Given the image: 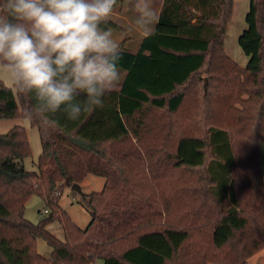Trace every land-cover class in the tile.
I'll list each match as a JSON object with an SVG mask.
<instances>
[{"label":"trees","instance_id":"trees-1","mask_svg":"<svg viewBox=\"0 0 264 264\" xmlns=\"http://www.w3.org/2000/svg\"><path fill=\"white\" fill-rule=\"evenodd\" d=\"M153 1L154 31L135 48L119 41L124 74L102 107L76 121L57 113L54 126L29 119L36 170L24 165L25 129L0 133V264H247L264 248V0H249L237 38L245 66L223 44L233 0ZM32 103L0 83V119L26 117ZM148 109L163 117L147 121ZM88 174L104 182L81 195L80 228L58 199ZM32 194L50 209L38 224L23 216ZM54 219L64 240L45 229Z\"/></svg>","mask_w":264,"mask_h":264},{"label":"clouds","instance_id":"clouds-1","mask_svg":"<svg viewBox=\"0 0 264 264\" xmlns=\"http://www.w3.org/2000/svg\"><path fill=\"white\" fill-rule=\"evenodd\" d=\"M117 0H0V83L28 95L26 118L54 126L103 106L120 80L121 48L108 23ZM131 31L150 36L151 0H133Z\"/></svg>","mask_w":264,"mask_h":264},{"label":"rangeland","instance_id":"rangeland-1","mask_svg":"<svg viewBox=\"0 0 264 264\" xmlns=\"http://www.w3.org/2000/svg\"><path fill=\"white\" fill-rule=\"evenodd\" d=\"M151 2L153 7L157 9V4L153 0H151ZM248 5L249 0H233L231 18L226 25L225 34L223 37V44L226 53L239 66H245L248 59V55L245 54V52L237 43L238 35L246 27L245 14L248 10ZM134 16L135 11L130 10L124 1L119 2L117 0L116 7L110 18V21L116 25V29H111L114 34V38L117 39L118 42L126 39V44L132 48L136 47V44L140 38L133 31H131ZM123 74L124 72L120 70V80L122 79ZM3 84L7 86V84ZM11 89L16 95V90L14 88ZM146 117L147 121L153 123L154 121L161 119L163 116L158 109H148L146 111ZM14 125L22 126L25 129L28 138L30 154L24 159L25 168L27 170H36L38 155L41 152V143L38 129L35 125H32L30 120L26 117L2 118L0 119V133L6 132ZM150 139L153 141L155 137L152 136ZM259 153L264 191V141L259 142ZM103 182V177L94 174H88L80 183L82 194L100 191L103 186ZM82 194L72 190L70 187H67L62 191L58 199V203L77 226L80 228H85L88 221L90 220V214L81 196ZM44 209H46L48 212L50 211L49 206L41 196L32 194L24 204L23 216L33 224H38V222L48 214L47 212L43 213ZM45 229L55 235L58 239L64 240V229L58 219L48 222L45 225ZM35 245L36 250L40 254L44 256L49 255L50 247L43 237H37ZM93 264H103V260L101 258H97ZM208 264L219 263L210 262Z\"/></svg>","mask_w":264,"mask_h":264},{"label":"crops","instance_id":"crops-1","mask_svg":"<svg viewBox=\"0 0 264 264\" xmlns=\"http://www.w3.org/2000/svg\"><path fill=\"white\" fill-rule=\"evenodd\" d=\"M247 264H264V248L251 255L247 259Z\"/></svg>","mask_w":264,"mask_h":264},{"label":"water","instance_id":"water-1","mask_svg":"<svg viewBox=\"0 0 264 264\" xmlns=\"http://www.w3.org/2000/svg\"><path fill=\"white\" fill-rule=\"evenodd\" d=\"M205 84V83H204ZM205 86V85H204ZM70 188L80 194H82L81 192V188H80V185L78 183H72Z\"/></svg>","mask_w":264,"mask_h":264},{"label":"built area","instance_id":"built-area-1","mask_svg":"<svg viewBox=\"0 0 264 264\" xmlns=\"http://www.w3.org/2000/svg\"><path fill=\"white\" fill-rule=\"evenodd\" d=\"M46 212H47V210H46V209H44V210H43V213H46Z\"/></svg>","mask_w":264,"mask_h":264}]
</instances>
